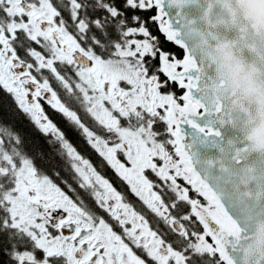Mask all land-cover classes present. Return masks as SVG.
I'll return each mask as SVG.
<instances>
[{"label": "snow or ice", "instance_id": "obj_1", "mask_svg": "<svg viewBox=\"0 0 264 264\" xmlns=\"http://www.w3.org/2000/svg\"><path fill=\"white\" fill-rule=\"evenodd\" d=\"M247 4L0 0V107L44 137L0 123V264H264V25Z\"/></svg>", "mask_w": 264, "mask_h": 264}, {"label": "trees", "instance_id": "obj_2", "mask_svg": "<svg viewBox=\"0 0 264 264\" xmlns=\"http://www.w3.org/2000/svg\"><path fill=\"white\" fill-rule=\"evenodd\" d=\"M0 123L12 125L21 133L26 142L36 140L41 144L44 143V137H42L29 120L22 115V113L16 108V105L12 102L11 98L8 96L3 97V107H0ZM74 143L77 145L80 144L79 140L74 141ZM61 176L65 177L66 174L61 172ZM65 178L67 179V177Z\"/></svg>", "mask_w": 264, "mask_h": 264}, {"label": "flooded vegetation", "instance_id": "obj_3", "mask_svg": "<svg viewBox=\"0 0 264 264\" xmlns=\"http://www.w3.org/2000/svg\"><path fill=\"white\" fill-rule=\"evenodd\" d=\"M51 116H52V118L54 119V120H56L57 122H59L60 123V125H61V127H65V125H64V123H63V121L60 119V117L58 116V115H55V114H53V113H49ZM23 115V114H22ZM69 133H70V139H72V141L74 142V141H78L79 140V143L80 144H76V146L78 147V149L83 153V154H85V155H87V156H90L91 157V159L95 162L96 160H97V157L94 155V154H92L84 145H83V141L82 140H80V139H78L77 138V136L74 134V133H72V132H70L69 131ZM75 144V143H74ZM107 174V176L115 183V185H116V187L118 188V189H120L121 191H124V192H127V189L126 188H124V187H122L121 185H120V183H119V181H117L116 180V177L114 176V175H112V173L111 172H107L106 173ZM65 177H67V176H65ZM68 178V177H67ZM69 182H71L70 180H69ZM63 186V185H62ZM70 195L72 194V193H69ZM82 195H83V193H81ZM129 199L130 200H132L133 201V203H136V200H135V198L134 197H132L131 195H129Z\"/></svg>", "mask_w": 264, "mask_h": 264}, {"label": "water", "instance_id": "obj_4", "mask_svg": "<svg viewBox=\"0 0 264 264\" xmlns=\"http://www.w3.org/2000/svg\"><path fill=\"white\" fill-rule=\"evenodd\" d=\"M241 15H245L249 24L256 23L264 25V12L257 11V9L252 5L251 0H248V4ZM249 60L251 62V57H249ZM257 64H259L258 61Z\"/></svg>", "mask_w": 264, "mask_h": 264}]
</instances>
